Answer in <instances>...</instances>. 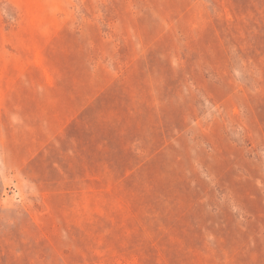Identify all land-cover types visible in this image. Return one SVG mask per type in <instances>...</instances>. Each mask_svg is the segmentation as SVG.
I'll list each match as a JSON object with an SVG mask.
<instances>
[{
  "label": "rangeland",
  "instance_id": "374dc122",
  "mask_svg": "<svg viewBox=\"0 0 264 264\" xmlns=\"http://www.w3.org/2000/svg\"><path fill=\"white\" fill-rule=\"evenodd\" d=\"M0 264H264V0H0Z\"/></svg>",
  "mask_w": 264,
  "mask_h": 264
}]
</instances>
